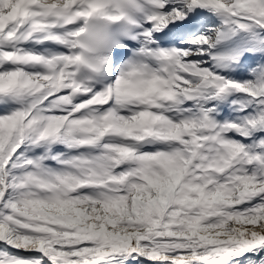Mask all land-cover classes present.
I'll return each mask as SVG.
<instances>
[{
    "label": "snow or ice",
    "instance_id": "obj_1",
    "mask_svg": "<svg viewBox=\"0 0 264 264\" xmlns=\"http://www.w3.org/2000/svg\"><path fill=\"white\" fill-rule=\"evenodd\" d=\"M0 264H264V0H0Z\"/></svg>",
    "mask_w": 264,
    "mask_h": 264
}]
</instances>
